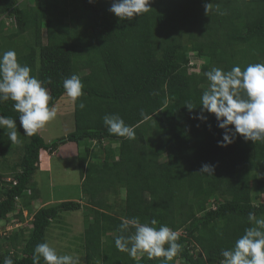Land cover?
<instances>
[{"label": "trees", "instance_id": "obj_1", "mask_svg": "<svg viewBox=\"0 0 264 264\" xmlns=\"http://www.w3.org/2000/svg\"><path fill=\"white\" fill-rule=\"evenodd\" d=\"M112 3L0 0V54L15 50L31 75L51 79L44 85L49 106L65 96V78L76 74L84 85V95L73 102L75 130L51 143L40 130L25 135L14 102H0V116L15 119L18 132L12 143L0 128V224L16 210L17 197L34 212L42 151L88 143L78 158L86 204L42 207L32 229L0 238V264L5 257L34 264L35 247L48 243L47 231L66 211H85L83 264H220L222 250L233 248L251 226L248 214L264 217V141L237 134L220 147L224 130L200 107L209 85L205 72L264 63V0H149L146 11L126 19L110 11ZM206 3L212 4L208 14ZM201 114L207 119L194 118ZM105 115H119L135 139L109 134ZM21 147L20 161L11 164ZM96 151L102 158L93 161ZM204 164L214 173L202 174ZM10 176L16 186L7 182ZM132 218L155 219L150 226L178 233L182 247L172 261L147 253L132 258L116 248L120 224ZM39 264H45L42 257Z\"/></svg>", "mask_w": 264, "mask_h": 264}, {"label": "clouds", "instance_id": "obj_2", "mask_svg": "<svg viewBox=\"0 0 264 264\" xmlns=\"http://www.w3.org/2000/svg\"><path fill=\"white\" fill-rule=\"evenodd\" d=\"M148 3L149 0H113L110 11L121 19L132 18L146 11ZM211 7L212 4H205L207 14ZM31 72L29 66L18 62L15 50L0 54V102H14L13 109L19 113L20 126L27 136L36 134L57 117V108L55 105L49 106V90L44 86L51 84V79L41 81ZM204 75L209 85L200 98V107L203 112L214 114L217 126L224 130L219 146L232 144L237 134L253 142L264 141V63H251L243 70L240 66H233L230 71L214 67ZM83 87L76 74L63 81L65 95L74 102L84 95ZM79 107L84 109L85 104L80 102ZM186 107L189 111L193 110L191 103ZM194 118L207 119L203 114ZM103 123L109 134L135 139L134 128L119 115H105ZM0 128L7 130L6 135L12 143L17 142L15 119L0 116ZM201 173L213 174L214 166L202 165ZM248 221L251 226L236 240L234 247L222 250L224 259L220 264H264V217L258 218L254 212H250ZM156 224L155 219L150 224L141 223L139 218L124 219L119 226L121 235L115 239L116 248L132 258L147 253L149 259L163 257L165 262L172 261L182 247L176 242L178 233L166 225L158 229L150 226ZM130 226L134 231L125 235ZM41 257L45 264H80L78 257L59 255L46 242L35 247L34 264H39ZM2 264H14V261L5 257Z\"/></svg>", "mask_w": 264, "mask_h": 264}, {"label": "rangeland", "instance_id": "obj_3", "mask_svg": "<svg viewBox=\"0 0 264 264\" xmlns=\"http://www.w3.org/2000/svg\"><path fill=\"white\" fill-rule=\"evenodd\" d=\"M24 1L19 0L20 3ZM73 102L66 95L63 96L56 105V119L48 122L45 127L40 129V134L47 143L64 139L75 130ZM84 143L88 145L87 142L81 144H75L73 142L63 143L58 147L57 153L54 156L50 155L51 172L49 174L38 172L34 176V181L37 183L41 193V199L43 198V200L48 201L53 198L58 202L60 199L75 201L83 197L82 177L78 158L85 154L86 145ZM19 150V152L11 156V164L20 161L24 151L22 147ZM8 178L12 179L13 176ZM85 202L86 198H83L82 203L84 204ZM35 203V211H38L42 203ZM26 213L24 212V215ZM84 213V209L82 212L66 211L61 213L53 223V228L58 226L61 231L52 240H48V244L54 247L59 255L70 254L78 257L80 264H83V247L85 244L84 233L86 221ZM31 217L32 215L30 214L26 220L29 222ZM31 223L27 226L30 227Z\"/></svg>", "mask_w": 264, "mask_h": 264}, {"label": "crops", "instance_id": "obj_4", "mask_svg": "<svg viewBox=\"0 0 264 264\" xmlns=\"http://www.w3.org/2000/svg\"><path fill=\"white\" fill-rule=\"evenodd\" d=\"M76 144V143H75ZM57 152L55 151L54 153H50V152H48V151H42V153H41V157H40V165H39V170L37 171V173L38 172H40V173H42V174H49L50 172H51V161H50V155H52V156H54L55 154H56ZM102 158V155L98 152V151H96V152H93L92 154H91V157H90V159H92L93 161H98L99 159H101ZM36 173V174H37ZM35 174V175H36ZM82 196H83V194H82ZM83 198L85 199L86 197H81L80 199H78V200H75V201H78V202H81L82 203V200H83ZM43 201H45V203H43ZM64 201H67V200H65V199H60V200H58V202H57V200L56 199H53V198H51V200H48V201H46V200H43V198L41 199V196H40V198L39 199H36L35 201H32V206L34 205V203L35 202H39V203H42V204H40V207H39V210L42 208V207H44V206H46V205H51V204H55V203H60V202H64ZM69 201H72V200H69ZM84 202V201H83ZM86 202H87V198H86ZM86 202L84 203V204H86ZM22 204V207L24 208V206H23V203H21ZM36 204V203H35ZM25 209V208H24ZM34 209V212L33 213H31L30 211H29V209H25V210H27V211H29V214H35L37 211H35V208H33ZM38 210V211H39ZM81 212L83 211V210H80ZM85 212V211H84ZM5 221V220H4ZM4 221L3 222H1V227L3 226V224H4ZM54 223V222H53ZM61 231V229H59V227L58 226H56V227H54L53 228V224L50 226V228H49V230L47 231V239L48 240H52L54 237H55V235L58 233V232H60Z\"/></svg>", "mask_w": 264, "mask_h": 264}, {"label": "built area", "instance_id": "obj_5", "mask_svg": "<svg viewBox=\"0 0 264 264\" xmlns=\"http://www.w3.org/2000/svg\"><path fill=\"white\" fill-rule=\"evenodd\" d=\"M1 19H4V17H2ZM7 22L9 23V20H7ZM7 182L8 183L13 182V185L14 186H16L17 183H18L16 180L10 179V178L7 179ZM3 187H4V183L2 181H0V189H2ZM3 199L4 198H0V202ZM21 203L22 202H21L20 197H17L16 198V210L14 212L8 214V218L4 221V224H3L2 227L0 225V238L7 237V236H9V234L11 232L16 231V230H19L20 231L21 229H27V228L32 229V227H33L32 226V223H31L30 227L27 226V225H29L30 222L33 221L34 214H31L32 217H31L30 221L28 222V220H26V218L30 215L29 214V211L25 210L22 207V204ZM34 206H35V203H34ZM20 212H22V215H23V218H21V219L18 217V215L20 214ZM24 212H27V213L24 215Z\"/></svg>", "mask_w": 264, "mask_h": 264}]
</instances>
